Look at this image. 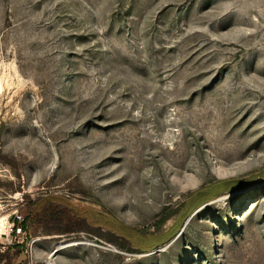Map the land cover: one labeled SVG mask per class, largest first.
<instances>
[{"label": "rangeland", "instance_id": "rangeland-1", "mask_svg": "<svg viewBox=\"0 0 264 264\" xmlns=\"http://www.w3.org/2000/svg\"><path fill=\"white\" fill-rule=\"evenodd\" d=\"M233 179L149 251L25 214L64 194L151 242ZM0 244L6 264H264V0H0Z\"/></svg>", "mask_w": 264, "mask_h": 264}, {"label": "trees", "instance_id": "trees-1", "mask_svg": "<svg viewBox=\"0 0 264 264\" xmlns=\"http://www.w3.org/2000/svg\"><path fill=\"white\" fill-rule=\"evenodd\" d=\"M241 184V181L236 179L218 181L209 187L189 194L185 204L190 195L195 194L196 196L186 206L187 210L182 212L180 221L169 232L160 235L156 241L151 242L140 240L134 229L124 225L115 217L106 216L105 213L98 211L92 206H83L64 194L38 197L35 201L28 204L25 214L34 212L36 223L44 228L45 233L48 234L69 235L87 232L93 235L96 227L102 228L104 226V228L115 233L118 237L130 240L139 250L149 251L167 242L177 232L182 221L191 210L219 193L230 189L232 186L238 187ZM26 200L30 201V197L26 196ZM12 249H14L12 244H0V264H6L9 261ZM28 262L29 257L25 259L23 264H28Z\"/></svg>", "mask_w": 264, "mask_h": 264}, {"label": "built area", "instance_id": "built-area-1", "mask_svg": "<svg viewBox=\"0 0 264 264\" xmlns=\"http://www.w3.org/2000/svg\"><path fill=\"white\" fill-rule=\"evenodd\" d=\"M18 231H22V228H18Z\"/></svg>", "mask_w": 264, "mask_h": 264}]
</instances>
